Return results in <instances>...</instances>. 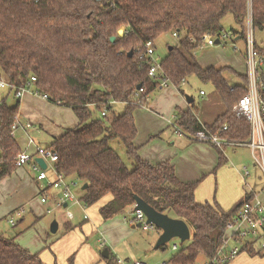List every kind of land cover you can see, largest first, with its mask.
I'll return each mask as SVG.
<instances>
[{
    "label": "trees",
    "instance_id": "1",
    "mask_svg": "<svg viewBox=\"0 0 264 264\" xmlns=\"http://www.w3.org/2000/svg\"><path fill=\"white\" fill-rule=\"evenodd\" d=\"M249 11L252 29L263 30L264 0H0V79L13 85L11 92L33 87L50 102L69 107L77 119L75 126L47 146L57 153V172L68 181L87 184L78 197L86 206L107 194L112 196L99 208L104 220L133 204L134 195L157 211L184 220L190 238L178 245L171 264H195L200 255L213 257L226 222L243 199L227 211L215 201L197 203L198 181L182 182L169 161L153 163L137 154L133 111L145 106L150 95L162 87L159 79L148 76L150 61L141 55L147 42L154 44L160 35L176 33L178 42L160 60L157 75L180 90L192 75L211 83L225 112L211 125H201L197 107L176 108L174 126L190 136L202 126L215 132L225 124L226 137L247 140L249 122L232 113L246 92V74L229 66L202 67L193 53L204 34L225 31L221 22L227 15L239 27L228 31L243 39ZM120 28L124 30L121 36ZM225 71L239 77L241 83L229 85ZM262 79L264 82V76ZM116 102L124 103V110L107 124L101 117H92L94 108L101 115L104 111L102 117H106ZM17 115L18 104L0 101V181L17 168L20 146L11 134ZM116 142L124 147L129 164L113 147ZM218 153L216 169L225 161L223 152ZM242 251L264 255L255 247L244 246ZM0 264L43 263L15 237L0 233Z\"/></svg>",
    "mask_w": 264,
    "mask_h": 264
},
{
    "label": "crops",
    "instance_id": "2",
    "mask_svg": "<svg viewBox=\"0 0 264 264\" xmlns=\"http://www.w3.org/2000/svg\"><path fill=\"white\" fill-rule=\"evenodd\" d=\"M236 39L238 37H235V41ZM169 47L171 46H168V50ZM221 53L222 50L216 46L214 50L202 53L196 61L202 67L229 66L239 74L246 72V60L242 52L240 54H243V57L236 53L227 57ZM216 56L218 59H215ZM225 78L229 85L239 84L235 82L234 77L231 81L230 78ZM192 80H195L197 83L193 84L198 86L197 102L192 95H185L184 92L188 91L184 90L185 81L181 90L171 84L161 87L156 91L149 105L134 109L136 135L133 144L137 148V154L144 160L153 163L169 161L180 181H198L194 191V200L197 203L215 201L220 209L227 211L237 202L244 200L248 191L258 192V190L247 184L248 188L245 189L244 179H248L250 175L247 178L243 177V167L241 170L237 169L231 162L236 160L237 154L242 151L237 152L236 147H231L233 149L227 155L225 149L223 151L225 161L216 169L219 153L215 147L194 141L190 136L177 131L178 128L173 122L176 108L186 110L197 107V120L201 125H211L225 112V106L211 83H203L197 78ZM34 92V88L29 87V91H26L21 98L14 95L15 100H11L12 103L7 101L5 93L0 95V101L4 100L10 106L18 104L16 120L23 123L29 122L32 125L29 130L18 128L12 135L18 142L20 150L26 147L29 136L36 143L47 147L53 138L61 136L77 123L76 116L69 107L52 103ZM124 107V103L116 102L112 105L110 113L112 116H117L123 112ZM42 142H45V145ZM116 148L120 156L129 164L125 151L123 152L122 148ZM48 177L53 179V173L50 172ZM52 190L54 191L50 193L52 198L59 197L58 190L53 188ZM258 195L264 200L260 192ZM37 196L36 172L29 164L17 167L11 175L0 181V215L6 214L2 218L10 215L18 206L20 207L21 202L25 203L33 199L28 203L30 207L34 204L35 212L32 214L33 224L29 225L35 230L32 242L21 241L22 229L13 236L6 237H15V241L21 247L30 253H37L43 264H116L117 258L131 261L129 257L137 259L142 264H157V259L149 258L152 256H146V254L151 249H160L154 248V245L161 231L155 228L157 232L150 233L147 231L152 229L151 227L148 229L137 227L134 203L125 207L118 215L104 220L99 213V208L111 200L110 194L90 206L83 207L81 202L64 203L65 206L63 204L62 208H56L53 214L45 212L46 208L53 205L52 201L50 200V204H41ZM70 207H77L80 213L72 212ZM66 211L71 212V218L66 216ZM47 216H50L49 224L48 220H45ZM18 220L22 222L23 215ZM53 220H56L58 224L55 233L49 230ZM15 225L17 224L11 226ZM139 229L145 233L140 232ZM35 243L40 244V247L37 251L31 252ZM101 243L103 247H100ZM104 248L108 249L107 257L102 255ZM142 255L147 260L142 261ZM201 257L206 260L203 256ZM163 258L164 256H161L158 259V264ZM226 264H264V255L250 256L246 251H241Z\"/></svg>",
    "mask_w": 264,
    "mask_h": 264
},
{
    "label": "built area",
    "instance_id": "3",
    "mask_svg": "<svg viewBox=\"0 0 264 264\" xmlns=\"http://www.w3.org/2000/svg\"><path fill=\"white\" fill-rule=\"evenodd\" d=\"M250 11L246 23V33L243 38L245 44V60L249 85L245 94L239 98L237 103L232 107V113L236 117L245 118L251 127L250 136L247 140L237 141L226 137L223 133L227 130L224 124L217 131L212 132L205 126L190 135L191 139L197 142L209 144L223 152L227 147L247 146L251 151V157L254 166L260 172L264 184V57L256 48L255 39L253 37V29L251 26ZM176 37V33L173 34ZM235 35L231 31H221L218 35L204 34L201 37V48L213 46L215 44L225 43L226 40H232ZM218 40V43L216 42ZM141 57H147L150 61L148 76L160 80L162 87L167 86L166 80L161 79L157 72L160 69V60L155 57L154 44L147 42L145 44V52ZM34 80V78H32ZM7 87L13 90V85L0 79V88ZM141 90V89H140ZM26 91L27 86L18 88L14 92L17 98H21ZM35 91V90H34ZM35 94H39L37 91ZM202 93V92H201ZM46 99L45 94H39ZM105 115V112H102ZM32 125L29 122H20L15 120L12 124L11 134L15 130L22 128L29 130ZM177 128V127H176ZM179 133H183L177 129ZM36 157H42L46 164V168L42 169L35 161ZM57 161V153L50 147H44L34 141L32 137H28L26 147L21 149L15 158L17 167L29 164L31 169L36 172V180L38 181V200L41 204H48L51 200L54 207L62 208L64 203L77 204L79 198L73 193L71 187L76 181H68L62 174L57 172L55 163ZM48 172H52L53 179H49ZM250 175L247 166L243 167V177ZM264 187V185H263ZM56 189L59 197L52 198L50 189ZM25 209L20 206L13 210L12 215L8 218L11 225L16 223V217L23 215ZM51 208H46V213H51ZM135 222L141 223V227L148 229L151 226L145 223V216L140 210L134 212ZM68 218L72 217L70 211H66ZM255 247V249L264 251V200H262L258 192L250 190L245 195L244 200L238 211L226 222L221 242L213 257L206 259L202 263L195 264H226L233 260L241 251L242 247ZM103 247V243L100 244ZM171 248L177 250V244H172ZM116 264H142L140 261H128L121 258L116 259Z\"/></svg>",
    "mask_w": 264,
    "mask_h": 264
},
{
    "label": "rangeland",
    "instance_id": "4",
    "mask_svg": "<svg viewBox=\"0 0 264 264\" xmlns=\"http://www.w3.org/2000/svg\"><path fill=\"white\" fill-rule=\"evenodd\" d=\"M221 25L223 26V29L225 31H228V30H238V26L236 25V23H234L232 17L230 15H227L223 18L222 22H221ZM123 28H120V30L122 31ZM253 31V37L255 39V43L256 45L263 51V57H264V29L263 30H259V29H254L252 30ZM176 42H178V38L177 37H173V35L171 33H166V34H162L160 35L155 41H154V47H155V57L157 60H162L165 55L168 53V46H172L174 45ZM216 46L218 48H220L222 50V53L223 56H231L233 54H239V56H242L243 57V54L245 55V44H244V40L242 38H238L236 39L235 41V38H233V41L232 40H226L225 43H222V44H215L213 46H208V47H205L203 49H200V48H196L195 49V58H199L200 55L204 52H208L210 50H214V48H216ZM240 52H242L243 54H240ZM215 59H218L217 56ZM218 63V62H217ZM247 78H248V74H247V69H246V72H245ZM224 75L225 77H227L228 79L230 78V81H231V78H235V82L236 83H240L241 82V79L239 77H237L236 75H233L227 71L224 72ZM192 78H196L195 76H189L186 78V86L184 88V86L182 88H184V90H188L185 93V95H192L195 99V102H197L198 98V92H197V88L198 86H195L193 83H197L195 80H192ZM184 81V82H185ZM250 81H249V78L247 80V84H246V88L248 87ZM172 85V84H171ZM157 91V90H156ZM156 91H154L150 97H149V100H148V105L150 104V100H152V97L156 94ZM8 88L7 87H4L2 89H0V95L1 93H5L6 95V98H7V101L10 103L11 100H15L14 99V93L13 91L12 92H8ZM146 104V105H147ZM120 111V110H119ZM112 116L111 113H109L106 117H102L101 115V112L98 111V110H95L94 108V112L92 113V117L93 118H96V117H101L105 122L106 124L108 123V119ZM17 131V129L15 130V132ZM14 132V133H15ZM43 145H45V142H42ZM113 147L116 149V151L119 153V150L116 148H122L123 152H124V149H123V146L119 143L116 142V145L115 144H112ZM119 145V146H118ZM45 147V146H44ZM237 148V152H241L240 154H237V157H236V160H231V162L236 166L237 169H240L244 166H247L248 169L250 170V177L248 179H244L245 180V189H247L248 187H246V184L249 185V186H252V187H255L256 190H258V192H260L261 194V197H264V187H263V179L261 178V175H260V172L259 170L257 169L256 166H254L253 164V160H252V157H251V153H250V149L247 147V146H242V147H236ZM233 148L231 147H227L226 148V153L228 155L229 152H231ZM124 155V154H123ZM228 162V161H227ZM50 172H48L49 174ZM247 178V177H246ZM249 183V184H248ZM81 185L76 182L74 186L71 187V190L73 191V193L77 196V197H81L83 192H82V189H81ZM50 193H53L54 191L52 189L49 190ZM30 201H33V199L31 200H28L27 202H21V204H19L20 206H23L25 211L23 213V218L24 220L22 222H19V218L16 217V224L14 227L11 226V224H9L8 222V218L12 215H8L4 218H2L3 216H5L6 214H3V215H0V233H2L3 235L5 236H13L18 230H23L21 236V241H26V242H32V236H33V232H35L34 230V227L33 226H29L31 225V223L33 224V221H34V216L32 215L34 212L33 210V206H29V202ZM81 202V201H80ZM48 204H50V201L48 202ZM82 204V206H86L84 205L82 202L80 203ZM2 207V206H1ZM19 207V206H18ZM51 208V213H46V214H53L54 210L56 209V207H54V205H50ZM71 211L72 212H76V214L80 213L77 211V207H70ZM56 211V210H55ZM49 219H50V216H47V218H45V220H48V224H49ZM58 221V220H57ZM29 227V228H28ZM140 232H142L140 229H139ZM150 233H156L157 232V229L155 228H152V229H149L147 232ZM48 234H49V230H47ZM142 233H145V232H142ZM172 244H179V241L177 239H173L171 240L168 244H167V248L162 250L161 249H151L147 254L146 256H152V257H149V258H154V260L157 259V264H158V259L162 256H164L163 260H159V264H170L169 260L171 258V256L173 254H175L177 251L176 250H173L171 248V245ZM33 246V245H32ZM40 247V244L38 243H35L34 247L31 249V252H35L37 251V249ZM137 251H139V249H137ZM129 259L131 261H138L137 259L133 258V257H129ZM142 261L144 260H147L145 259V257L142 255ZM149 260V259H148ZM205 260L201 257V256H198L197 259H196V263H202L204 262Z\"/></svg>",
    "mask_w": 264,
    "mask_h": 264
},
{
    "label": "water",
    "instance_id": "5",
    "mask_svg": "<svg viewBox=\"0 0 264 264\" xmlns=\"http://www.w3.org/2000/svg\"><path fill=\"white\" fill-rule=\"evenodd\" d=\"M124 30L118 31V35H123ZM115 36L110 38L111 41H114ZM218 43V40H216ZM171 47H169L170 49ZM130 54V52H129ZM192 99V98H190ZM35 161L40 165L42 169L46 168V164L42 157H36ZM87 184H83L81 189H85ZM65 206V204H64ZM134 211L140 210L145 216V223L149 224L151 228H157L161 231L159 234L154 248L165 249V246L173 239H177L179 244H183L190 238V229L187 223L180 219L169 216L166 213H161L157 211L154 207L145 202L142 198L137 195H134ZM141 223H137V227H140ZM58 224L56 220H53L50 224V232L55 233L57 230ZM102 255L104 257L108 256V249L104 248L102 250Z\"/></svg>",
    "mask_w": 264,
    "mask_h": 264
}]
</instances>
